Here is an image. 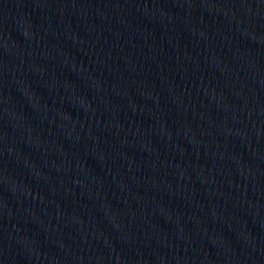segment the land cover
<instances>
[{
  "label": "water",
  "instance_id": "95a60500",
  "mask_svg": "<svg viewBox=\"0 0 264 264\" xmlns=\"http://www.w3.org/2000/svg\"><path fill=\"white\" fill-rule=\"evenodd\" d=\"M0 264H264V0H0Z\"/></svg>",
  "mask_w": 264,
  "mask_h": 264
}]
</instances>
